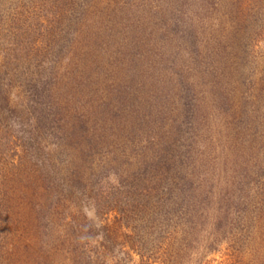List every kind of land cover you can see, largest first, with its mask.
Returning a JSON list of instances; mask_svg holds the SVG:
<instances>
[{"label": "rangeland", "instance_id": "374dc122", "mask_svg": "<svg viewBox=\"0 0 264 264\" xmlns=\"http://www.w3.org/2000/svg\"><path fill=\"white\" fill-rule=\"evenodd\" d=\"M9 58L33 137L16 147L0 117V264L109 257L83 251L93 204L51 205L43 169L111 186L170 152L192 184L176 239H156L150 206L102 217L110 236L154 264H264V0H0Z\"/></svg>", "mask_w": 264, "mask_h": 264}, {"label": "trees", "instance_id": "16d2710c", "mask_svg": "<svg viewBox=\"0 0 264 264\" xmlns=\"http://www.w3.org/2000/svg\"><path fill=\"white\" fill-rule=\"evenodd\" d=\"M7 61L5 69L0 70V117L6 118V122H9L5 124L3 131L5 130L6 138L14 142L17 147L18 145L23 146L28 140L32 139L33 132L30 123L25 121L22 116L21 110L11 104L6 92L11 83V79L7 77H14L16 74L9 66L12 64L10 58ZM49 104L44 103L46 113H49V108H47ZM182 153L170 152L159 155L156 161L148 163L133 178L129 176L127 179L119 174L118 182L111 186H108V182L105 183L103 177H97L89 186L78 175L72 177L67 183L60 182L54 176L52 165H48L49 167L43 169L42 178L46 190L52 194L51 205L55 203L54 207L62 201V193L66 197L68 193L73 194V192H76L82 199L86 198L89 205L90 203L93 204V207L97 210L100 222L84 220V228L88 233L85 234V248L83 250L93 249L95 251L99 250L98 253L100 251L108 252L109 257H103V253H99L97 259L100 260H97V263L154 264L148 256L144 255L143 248L138 249L130 246L129 241H116L115 238L110 236L109 224H104L102 217H108L109 212H116L119 215L127 213L126 211L129 212L133 207L146 209L150 206L153 209V220L150 221L152 222L150 224L153 232L157 233L156 239L159 242L176 239L174 236L175 229L173 228H176L182 220L189 218L190 200L187 194L192 187V184L188 185L191 181L184 173L185 159ZM67 190L70 192H67ZM118 204H121V207L116 209ZM51 205L47 209L41 207L39 213V218L42 220L41 225L47 231L51 225L49 219L53 207ZM128 206L130 207L129 210H125Z\"/></svg>", "mask_w": 264, "mask_h": 264}]
</instances>
